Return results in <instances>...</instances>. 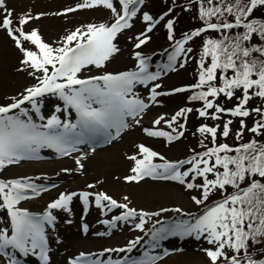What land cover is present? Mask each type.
<instances>
[{"label": "snow or ice", "instance_id": "snow-or-ice-1", "mask_svg": "<svg viewBox=\"0 0 264 264\" xmlns=\"http://www.w3.org/2000/svg\"><path fill=\"white\" fill-rule=\"evenodd\" d=\"M118 2L121 5L119 10L114 0H83L75 7L57 13L63 15L78 9L103 6L111 11L114 20L111 23L88 24L77 28L62 38L59 47H53L43 40L38 29L24 31V26L31 20L41 18L44 13L36 16L22 14L15 19L19 27H14V9L7 7L6 0H0V11L3 12L0 30H5L20 48L24 55L21 65L30 69L29 75L37 80L19 98L12 97V103L0 105V172L25 160L40 159L42 149H52L60 156H71L80 151L81 145H96L101 141L110 143L130 127V120L140 124V118L149 104L135 92L136 86L148 87L162 74L174 70L177 62L183 67L189 58L188 54L192 52L185 45L203 33L217 32L218 38H208L203 43L198 60L197 83L173 91L193 90L190 100L202 102V107L198 109L201 118L221 120L224 114L239 118L240 130L236 132L238 140L243 138L247 128L244 118L255 112L260 119L251 128H247L253 133V138L235 147L227 143L218 144V133L227 138L233 120L228 119L222 128L219 124H202L198 132L204 139L211 138V147L205 145L204 151L196 152L188 159L169 162L141 144L138 146L141 158L135 155L129 157L135 166L131 169L133 174L124 179L139 182L145 177H151L178 181L186 184L187 189L201 190L202 198L193 197L197 205L204 204L216 192L222 194V198L206 208L194 222L162 224L157 220L149 229L153 248L169 236L195 234L197 238L204 237L209 244L214 245V248L206 250L210 264H264V259L255 258L249 251L252 245L264 243V142L255 138L264 136V108L248 107L254 97L264 99V43H251L254 37L264 41V21L252 17L258 6H264V0H197L202 27L175 40L168 63L162 70L149 71L146 59L140 52H136L138 63L134 71L82 77L81 73L92 67L103 68L120 51L114 41L118 34L133 26L131 22L140 13L139 6L144 0ZM142 19L147 26L146 32L136 38L137 49L147 43L150 39L147 33L152 32L164 16L154 20L150 14L143 13ZM173 24L171 19L166 21L170 40L174 39ZM23 42H30L37 50L25 48ZM20 70H24V67ZM159 87V84L151 87V101L161 95L157 91ZM237 90L242 95L237 98L239 102L233 108H224L216 103L221 95L233 99ZM46 96L56 97L63 105L57 104L54 112L47 117L42 113ZM191 111L190 108L182 109L165 123L171 127L178 123L177 117H185L186 120L185 114ZM73 112L74 120L71 118ZM32 113L36 114L38 120L33 118ZM60 113H64V119H61ZM162 120L163 116L153 123L160 125ZM184 127L185 124H179L174 129L176 135L159 129L145 131L149 136L166 137L168 142H173L184 135L180 130ZM92 151H95V147H92ZM157 157L164 162L155 163ZM76 163L83 167L80 158L76 159ZM186 165L188 167L185 168ZM210 175L212 178H209ZM197 178L202 183H195ZM49 187L55 185L38 184L31 177L0 178V211H6L10 219V228H0V255L7 258L6 264H20L16 252L24 256L38 255L44 264H48L47 228L54 227L57 219L52 210L70 211V204L76 196L82 199L86 208L90 202L89 197L94 196L95 204L100 208L108 211L124 209L121 215L103 221L110 229L115 228L117 222L138 218L135 228L144 231L147 222L145 218L160 215L159 212H138L106 193L93 194L87 191L61 193L47 205L43 214H33L19 207L21 202L40 196ZM83 230L87 232L86 224ZM142 239L137 237L123 248L104 251L130 253ZM103 255L99 253L93 258V254L81 253L79 257L70 260L69 264H155L161 258L148 252H145V258L141 260H129L127 257L104 260L101 258Z\"/></svg>", "mask_w": 264, "mask_h": 264}, {"label": "rangeland", "instance_id": "rangeland-1", "mask_svg": "<svg viewBox=\"0 0 264 264\" xmlns=\"http://www.w3.org/2000/svg\"><path fill=\"white\" fill-rule=\"evenodd\" d=\"M190 1L191 6L189 9L186 10L180 7L175 9L174 13L167 14L166 16L163 15L164 11L171 8L172 3H176L178 0L145 1L139 6L140 13L131 22L133 26L118 34L114 41L120 51L107 61L103 68H93L88 71H83L81 76L88 77L87 74L91 73L98 76L101 75L98 71L102 70L109 72L136 70V62L133 60L136 53V38L140 32H146V22L142 19L143 13L150 14L154 20H159L161 16H164V19L160 20L153 31L150 32L152 34L151 40L145 45L144 50L148 52L159 49V54L164 55L168 63V56L173 51L175 42L169 39V30L166 27V21L169 19L174 21L176 30L173 40L176 39V36H184L197 26L198 28L201 27L199 26V21L196 19L197 1ZM82 2L83 0H6L7 7L14 9V27H19V25L15 24V19L22 14L29 13L32 16H36L44 13L41 18L31 20L24 26V31L28 32L33 29H38L43 40L53 47H59L62 38L77 28L85 27L88 24L108 23L114 17L111 11L103 6L92 9H78L74 12L57 15V13H62L65 9L75 7ZM114 3L119 10L121 7L118 6L116 0ZM2 17L3 12L0 11V19ZM200 39L203 41V38ZM200 39L192 43L194 48L200 44ZM169 42L170 44H168ZM23 43L25 48L34 51L37 50L30 42ZM185 47L190 48L188 45H185ZM199 56V49L195 50V52L192 50L188 54L189 58L183 67L180 66V62H177L174 70L166 72L165 77L169 78V80L167 83L163 82L164 87L180 83H182L181 87L196 84L198 81ZM23 59L24 55L20 48L16 46L14 40L8 36L5 30H0V105L11 102L12 97L19 98L20 94L26 88L37 83L35 78L29 75L30 69L21 65ZM148 60L150 58L146 59V61ZM22 67H24V70H20ZM175 71L176 73H174ZM37 75L40 74L37 73ZM136 93H138V90H136ZM173 93L176 92L173 90L162 91V98L165 103L157 107L154 105L151 106L149 97L142 98L149 106L154 107V111L158 108L165 109L162 112L167 117L166 120H171L176 115L179 104L183 106L187 104L188 108L184 109H192L186 115V120L181 117L178 123H174L171 127L165 124L157 125V128H148L140 123L143 127L139 128L137 124L130 120V127L126 129L127 132H121L120 135L122 136L112 140L111 143L99 146L98 148L101 150L97 149L91 152L89 149L81 148L77 155L58 156L52 149H42L40 159L25 160L18 165L8 166L0 172V177L6 180L31 177L38 184L55 185V187H51L40 196L34 197L38 199H29L20 203L19 207L21 208H25V204H27L37 210L46 209L47 205L58 198L61 193H80L87 191L93 194L106 193L119 203H126L129 208H134L138 212L142 210L148 213H160L159 216L153 215L151 218H145L147 222L144 231L135 228V224L139 222L138 218L128 222H117V226L112 231H108L111 229L103 221L112 220L113 217L121 215L125 211L124 209L115 208L108 211L107 209L100 208L96 206L94 196H90L89 201L91 205L87 213L82 199L79 196L73 197L70 204V211L52 210L57 217V229L51 230L50 232L53 249V262L51 264H69L70 260L75 259L77 254L83 251L86 253L94 249H103L102 252L95 253L94 257L99 253H104V255H107L104 260L108 258L117 260L125 257L133 260L134 254L139 253L143 249L150 255L161 257L155 264L164 262L168 260L169 256L181 252H199L206 263L210 264V258L207 256L206 250L214 248V245L209 244L204 237L197 238L195 234L191 236H176L175 238L168 237L166 238L169 239L168 244H161L159 242V246L153 248L151 246V233L149 229L152 228L157 220L161 221L162 224H172L180 221L194 222L196 218L204 213L206 208L214 204L208 205L211 201L216 200L213 198L220 195V192L211 195L209 200L205 201L204 204L197 205L193 197L198 199L202 198L201 190L187 189L186 184H181L178 181L145 177L139 182H128L124 178L133 174L131 169L135 166L134 161L129 159V157L135 155L137 158H141L138 146L143 143L145 146L159 153L167 161L177 162L183 157L192 155V151H195V153L204 151H200V149H205V145L207 147L212 146L211 138L204 139L198 132V128L202 124H208L210 126L219 124L222 128L224 122L228 119L233 120L230 126L231 132L229 136L225 138L218 133L216 142L218 144L223 142L227 144L237 143L238 141L246 142L253 138V133L248 131L247 128H251L260 117L253 112L249 117L244 118L247 128L244 130L243 138L238 140L236 138V132L240 130L239 118L231 117L227 114H224L221 120L201 118L198 115V109L202 107V102L190 100L193 90L190 89L181 95L165 98L166 95ZM139 94L141 95L143 93L140 92ZM241 95L240 90L236 92L235 97L231 100L221 95L216 99V103L224 108H233L239 102L237 98ZM55 104L56 102H52V106L48 109L44 107L47 111V116L54 112ZM248 107L250 109L256 107L264 108V103H262L260 98L254 97L249 102ZM149 110H145L140 121H146L142 118H145L146 114L148 115V113L152 112ZM59 115L61 119H64L62 116L63 113ZM180 121L185 122V127L180 129L184 132V135L173 142H168L166 137L149 136L145 131V129H159L177 134L174 129L178 128L179 124H181ZM255 138L264 141V136H256ZM201 141H203V144H201ZM62 158L64 159L59 161ZM77 158L81 159V163L83 164L82 168L76 163ZM154 162L163 163L164 161L157 157L154 159ZM64 169L68 171H64ZM181 170L183 171L184 169ZM37 177L39 179H36ZM209 178H212L211 175ZM195 183L200 184L202 180L197 178ZM89 185H94V187H89ZM180 197L184 201L182 204L178 200ZM164 209L167 211H162ZM176 209L180 211H176ZM31 212L37 213L35 210ZM4 223L5 218L0 214V228ZM85 224L89 225L87 232L83 230V225ZM160 226L156 225V227ZM137 237H143V239L136 246L134 249L135 253L133 254L132 252L122 253L114 251L109 253L104 251L105 249H112L109 247L110 245L114 249L123 248L128 245L129 241L135 240ZM170 239H172L171 242ZM166 246H169L173 251L170 252L169 247L166 248ZM6 259V257L0 255V264H6Z\"/></svg>", "mask_w": 264, "mask_h": 264}, {"label": "bare ground", "instance_id": "bare-ground-1", "mask_svg": "<svg viewBox=\"0 0 264 264\" xmlns=\"http://www.w3.org/2000/svg\"><path fill=\"white\" fill-rule=\"evenodd\" d=\"M162 111H165V109L158 108L156 111L153 110L151 112V115H159L162 113ZM151 115H149V117L147 116V119H148V122H150V124H153V120L150 117ZM178 200L181 204L184 202L183 199H181V197ZM169 251L172 252L173 250H169ZM144 258H139L138 260H141ZM159 264H207V263L205 259H203L201 253L187 251V252H181V253L169 256L168 260L161 262Z\"/></svg>", "mask_w": 264, "mask_h": 264}, {"label": "trees", "instance_id": "trees-1", "mask_svg": "<svg viewBox=\"0 0 264 264\" xmlns=\"http://www.w3.org/2000/svg\"><path fill=\"white\" fill-rule=\"evenodd\" d=\"M231 190L232 189L230 188V191ZM249 251L255 256V258H257V259H264V243L252 245L250 247ZM229 254H231V250H229Z\"/></svg>", "mask_w": 264, "mask_h": 264}]
</instances>
